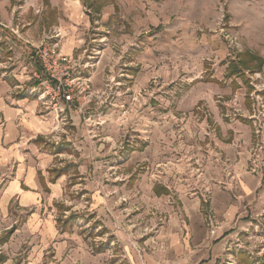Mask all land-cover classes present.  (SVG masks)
<instances>
[{"label": "rangeland", "instance_id": "1", "mask_svg": "<svg viewBox=\"0 0 264 264\" xmlns=\"http://www.w3.org/2000/svg\"><path fill=\"white\" fill-rule=\"evenodd\" d=\"M75 2L82 18L72 11ZM71 37L86 42L72 55L75 72L99 76L84 90L75 88L73 102L62 95L59 101L67 104L64 113L84 105L81 122L101 138L98 158L87 163L99 167L96 184L107 194L114 190L110 184L117 186L111 196L123 226L117 234L93 226L86 222L93 216L89 208L67 217L69 208L60 201L59 236L50 238L42 232L46 206L37 222H31L34 210L14 206L11 220L2 215L7 228L1 245L19 230L16 246L0 255L5 264H133L146 247L147 220L160 226L165 216L154 201L171 194L180 202L179 194L195 193L208 202L209 183L232 167L223 146L245 151L249 171L256 173L260 163L264 170V0H0V70L10 84L16 79L9 72L32 76L26 80L30 92L21 94L39 101L32 88L44 74L38 48L25 42L60 48ZM48 104L42 103L46 117L59 106ZM51 133L50 142L64 147L66 138ZM143 177L156 183L152 199L150 188H138ZM4 183L2 178L0 188ZM84 193L67 196L76 202ZM85 199L90 202V195ZM249 215L222 264H264V207ZM78 247L84 250L66 252Z\"/></svg>", "mask_w": 264, "mask_h": 264}, {"label": "crops", "instance_id": "2", "mask_svg": "<svg viewBox=\"0 0 264 264\" xmlns=\"http://www.w3.org/2000/svg\"><path fill=\"white\" fill-rule=\"evenodd\" d=\"M72 11L83 17V9L77 2L73 4ZM2 24L7 26L11 21L8 19ZM71 26L75 28L76 24ZM58 27L70 30L62 24ZM25 43L38 48L42 42ZM85 43L71 37L67 42H60V49L65 54L73 55L76 48ZM25 72H9V76L16 79L10 84L6 72L0 70V180H5L0 188V236L7 228L2 215L8 213L11 220L9 211L14 206V211L16 208H20L21 212L34 210L31 222L41 218V209L46 206L48 215L42 222V232L50 238H56L59 229L55 205L60 201L64 209L65 206L69 208L64 211L67 217L77 208H89L93 216L86 222L115 234L123 226L122 220L116 215L111 196L117 186L110 184L108 190H114L107 194L103 190L104 186L102 188L96 184L99 167L95 162L87 163V159L98 158L101 138L94 134L96 130L91 134L90 128L81 122L83 115L80 111H83L84 105L74 104V109L61 113L66 118L64 123L56 118L55 110L46 117L42 113L43 102L21 94L26 88L29 92L31 90L26 80L32 76L25 75ZM32 72L36 76L37 71ZM98 76L99 72L94 71L93 76L87 78L92 81L97 80ZM82 78L85 81L86 76ZM51 132L66 138L64 147L58 148L50 142ZM223 147L226 156L232 161V167L221 173L218 182L209 183L208 190L211 193L206 204L195 193L191 198L186 193L179 194L180 202L171 200V194H163V198L154 201L165 216L161 217L163 221L160 226H157L155 218L147 220V232H142V245L146 247L141 252L142 258L137 262L133 260V264H222L226 260L231 241L247 227L249 214L258 213L264 207V170L260 163L256 173L249 171V157L245 151H235L230 144ZM108 152L112 153L111 150L105 151ZM86 176H90L91 181L84 183L87 181ZM147 181L143 177L138 188H150L149 196L152 199V195L157 196L156 183L150 185ZM69 191L85 193L74 202L67 196ZM86 195H90V202L85 199ZM213 228L216 229V235H211ZM35 229L38 231L39 227ZM18 231L13 233L9 243L0 244V255L12 251L16 246L14 242L18 239ZM131 236L135 237L133 233ZM80 250L79 247L77 250L67 248L66 252L74 254V251ZM0 263L5 264L2 261Z\"/></svg>", "mask_w": 264, "mask_h": 264}, {"label": "built area", "instance_id": "3", "mask_svg": "<svg viewBox=\"0 0 264 264\" xmlns=\"http://www.w3.org/2000/svg\"><path fill=\"white\" fill-rule=\"evenodd\" d=\"M39 57L40 67L44 71L43 78L40 86H34L32 91L39 94V100L48 106V100L50 99L56 105V108L52 107V111H57V117L60 118L61 113H64L66 106L60 103L59 96H63L65 102H73L74 94L72 91L76 88L77 91L80 89L84 90L86 85L88 86L89 78L85 81L82 80V76L75 72L76 66L79 64L76 62L72 55L65 54L57 45L47 46L46 42H42L37 49ZM38 73H36L37 75ZM38 78L40 76L38 75ZM71 79L68 82V79ZM53 84H55L53 86ZM72 84V86H71ZM68 87V88H67ZM38 91V92H37ZM53 97L50 98V95ZM82 109V108H81ZM216 229L211 230V235H215Z\"/></svg>", "mask_w": 264, "mask_h": 264}, {"label": "trees", "instance_id": "4", "mask_svg": "<svg viewBox=\"0 0 264 264\" xmlns=\"http://www.w3.org/2000/svg\"><path fill=\"white\" fill-rule=\"evenodd\" d=\"M39 70H41V69H39ZM58 223H60V221Z\"/></svg>", "mask_w": 264, "mask_h": 264}]
</instances>
